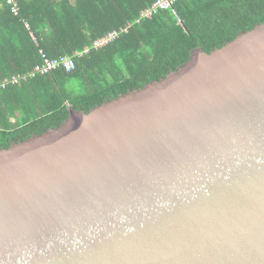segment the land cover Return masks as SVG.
<instances>
[{
  "label": "water",
  "instance_id": "95a60500",
  "mask_svg": "<svg viewBox=\"0 0 264 264\" xmlns=\"http://www.w3.org/2000/svg\"><path fill=\"white\" fill-rule=\"evenodd\" d=\"M0 264H264V23L0 150Z\"/></svg>",
  "mask_w": 264,
  "mask_h": 264
},
{
  "label": "trees",
  "instance_id": "16d2710c",
  "mask_svg": "<svg viewBox=\"0 0 264 264\" xmlns=\"http://www.w3.org/2000/svg\"><path fill=\"white\" fill-rule=\"evenodd\" d=\"M156 1L17 0L14 15L0 0V82L30 74L42 54L76 63L70 73L58 69L0 91V150L61 127L71 110L87 114L159 81L196 49L209 54L264 23V0H178L171 10L141 19ZM124 28L108 46L77 56Z\"/></svg>",
  "mask_w": 264,
  "mask_h": 264
},
{
  "label": "built area",
  "instance_id": "2783aa9c",
  "mask_svg": "<svg viewBox=\"0 0 264 264\" xmlns=\"http://www.w3.org/2000/svg\"><path fill=\"white\" fill-rule=\"evenodd\" d=\"M178 0H157L151 7L146 9L141 14V19L143 18H150L153 15L157 14L160 11H168L173 8L175 3ZM7 5L11 8V11L14 15L19 14V6L17 3V0H6ZM139 22V21H138ZM27 28H29L28 25H26ZM128 32V28L115 30L112 32H109L101 39H98L95 41L91 47L84 48L83 51L77 53L78 57H84L88 55L93 49L99 50L101 48H104L108 46L113 41L117 40L122 34ZM43 63L42 65H38L34 68V70L23 77H13L11 80H4L0 82V91L4 90L9 84H17L19 83L20 79H27L28 77H35L36 75H47L53 71H56L58 69H64L66 72L70 73L75 69L76 63L73 58L68 57H62L59 59H49L44 54H42Z\"/></svg>",
  "mask_w": 264,
  "mask_h": 264
}]
</instances>
